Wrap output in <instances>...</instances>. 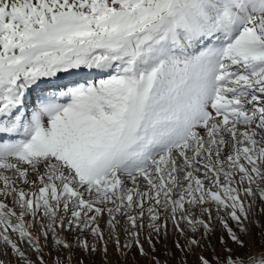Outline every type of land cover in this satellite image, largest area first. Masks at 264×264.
<instances>
[{
    "label": "snow or ice",
    "instance_id": "6c2138e0",
    "mask_svg": "<svg viewBox=\"0 0 264 264\" xmlns=\"http://www.w3.org/2000/svg\"><path fill=\"white\" fill-rule=\"evenodd\" d=\"M0 264H264V0H0Z\"/></svg>",
    "mask_w": 264,
    "mask_h": 264
}]
</instances>
